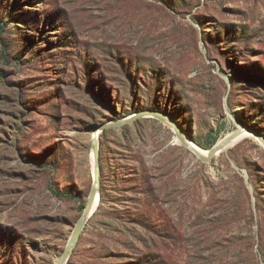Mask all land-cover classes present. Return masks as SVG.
<instances>
[{
    "label": "rangeland",
    "instance_id": "obj_1",
    "mask_svg": "<svg viewBox=\"0 0 264 264\" xmlns=\"http://www.w3.org/2000/svg\"><path fill=\"white\" fill-rule=\"evenodd\" d=\"M150 107L203 150L264 136V0H0V264H57L95 128ZM108 131L66 264H264L255 136L203 163L167 122Z\"/></svg>",
    "mask_w": 264,
    "mask_h": 264
},
{
    "label": "water",
    "instance_id": "obj_2",
    "mask_svg": "<svg viewBox=\"0 0 264 264\" xmlns=\"http://www.w3.org/2000/svg\"><path fill=\"white\" fill-rule=\"evenodd\" d=\"M155 118L159 121L162 122H167L172 125L174 132L176 134V139L178 143L183 146L184 148L190 150L193 154L194 151L190 147L191 144L188 142V140L180 131V129L177 127V125L173 122L172 119H170L168 116H166L164 113L146 109L139 111L135 114H133L131 117H127L123 120L116 121L111 124H106L99 126L98 128H95L94 131H99V134L102 133L106 129H111V128H120L124 125L132 124L133 122L137 121L140 118ZM244 133H249L255 136L258 140L259 143L264 146V136L261 134L257 133L256 131L247 128V127H239L224 138H222L220 141L215 143L209 151V155L204 157V156H199L196 155L197 158H199L200 161L203 163H209L211 160L215 157L217 153H221L222 151L228 149L226 148L234 139L238 138ZM91 144H92V152L94 156V170H93V183L90 189V192L88 194L87 202L84 206L83 211L81 212V215L79 216L75 226L72 235L70 236L63 252L60 258L58 259L57 264H66L67 260L69 259L73 249L75 248L79 237L88 221V219L92 216V214L97 210L99 204H100V180H99V170H100V162H99V143H100V138L99 135H94V132L92 134L91 138ZM98 201V204L95 206V202Z\"/></svg>",
    "mask_w": 264,
    "mask_h": 264
},
{
    "label": "trees",
    "instance_id": "obj_3",
    "mask_svg": "<svg viewBox=\"0 0 264 264\" xmlns=\"http://www.w3.org/2000/svg\"><path fill=\"white\" fill-rule=\"evenodd\" d=\"M146 109H150V110H154V111H158V112H161V113H164L167 115V113L165 111H160V108H153V107H150V108H146ZM144 109V110H146ZM132 112H129L128 114H125L124 117H126L127 115L131 114ZM125 126V125H124ZM123 126V127H124ZM108 129L104 130L100 135H99V138L102 139L107 133H108ZM201 145V144H199ZM211 145H213V143H211L210 145L206 146V148H211ZM99 180H100V176H99ZM106 190L105 188H103V186L100 185V204L96 210V212L94 213L93 216H96L100 210L102 209L103 207V204L107 201V198H106Z\"/></svg>",
    "mask_w": 264,
    "mask_h": 264
},
{
    "label": "bare ground",
    "instance_id": "obj_4",
    "mask_svg": "<svg viewBox=\"0 0 264 264\" xmlns=\"http://www.w3.org/2000/svg\"><path fill=\"white\" fill-rule=\"evenodd\" d=\"M97 132V133H96ZM230 134V133H229ZM94 135H99V131H94ZM245 136H250L249 135V133H244V134H242L241 136H239L238 138H236V139H234L226 148H230L232 145H234L235 143H237L241 138H243V137H245ZM190 144H191V148H192V150L194 151V153L196 154V155H199V156H204V157H206V156H208L209 155V151H207V150H203V149H201V148H199V147H197L196 145H194V143H192L191 141H188ZM218 154H220V153H217L215 156H217ZM93 162V170H94V161H92ZM97 204H98V201H96L95 202V208H96V206H97Z\"/></svg>",
    "mask_w": 264,
    "mask_h": 264
}]
</instances>
